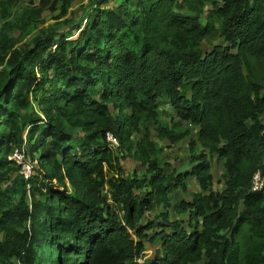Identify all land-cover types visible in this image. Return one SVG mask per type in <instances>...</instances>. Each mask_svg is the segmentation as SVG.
<instances>
[{
	"label": "trees",
	"instance_id": "16d2710c",
	"mask_svg": "<svg viewBox=\"0 0 264 264\" xmlns=\"http://www.w3.org/2000/svg\"><path fill=\"white\" fill-rule=\"evenodd\" d=\"M17 1L0 0V264H264V0H88L77 22L78 0Z\"/></svg>",
	"mask_w": 264,
	"mask_h": 264
},
{
	"label": "rangeland",
	"instance_id": "374dc122",
	"mask_svg": "<svg viewBox=\"0 0 264 264\" xmlns=\"http://www.w3.org/2000/svg\"><path fill=\"white\" fill-rule=\"evenodd\" d=\"M27 1L30 5H36L38 0H25ZM88 0H83V1H76L71 8L69 9V15H71L72 17V21L77 22L81 16V8L84 7L85 4H87ZM112 3V2H110ZM26 6L24 3V0H18L17 1V10H19L21 7ZM109 6V4L107 5ZM59 7V5H58ZM102 7H106V6H102ZM57 12L54 14L56 15ZM43 18L46 20V24L44 26H48L54 23L53 20V16L49 13H44L43 14ZM61 30V29H60ZM78 31H75L73 36L69 39V40H73L78 36ZM32 36V35H31ZM29 36V37H31ZM28 39V38H27ZM217 42H213V44H216ZM21 45V44H19ZM203 51H209L211 49V45L204 43L203 46ZM183 128H185L187 125H182ZM194 134L195 132L190 133V135L188 137H186L185 140L175 144V145H169L170 147L165 148L164 150V154H163V160L164 162L168 165V167L165 168V170H180L183 167L188 165L187 162V158H189V151H188V145H189V141L191 139H194ZM107 140L109 142H113L114 140L113 138L108 135L107 136ZM23 153L26 157L27 154V148L26 146L23 147ZM119 157V164L123 170V172L125 174H130L133 171H135L138 167V165L129 159L123 160L120 159L121 155H118ZM27 159V158H26ZM209 160V159H208ZM211 165H212V169H211V175L213 178V182H214V189H220L221 185L219 184V182H223V178H222V174H223V169L221 168V164L216 162V159L214 158V160L211 161ZM142 174V171L139 169L138 171V175ZM189 186L191 188L192 191H196V185L194 184V181H190ZM174 204V202H172V205ZM150 216L147 217V219H149ZM152 217V216H151ZM186 219V216H182V217H178V216H174L173 213L171 214V219ZM146 220V219H145ZM158 248L157 246L154 245H150L147 244L146 245V250L144 252V258L147 259L149 257H151L153 255L154 250Z\"/></svg>",
	"mask_w": 264,
	"mask_h": 264
},
{
	"label": "built area",
	"instance_id": "2783aa9c",
	"mask_svg": "<svg viewBox=\"0 0 264 264\" xmlns=\"http://www.w3.org/2000/svg\"><path fill=\"white\" fill-rule=\"evenodd\" d=\"M9 160L15 161L17 164L21 165V174L25 177H28L31 173V169L28 165L23 164V153L19 150L15 149L8 157ZM264 186V177L260 176V174H256L252 179V187L251 190L253 192L260 191Z\"/></svg>",
	"mask_w": 264,
	"mask_h": 264
},
{
	"label": "clouds",
	"instance_id": "9594fccd",
	"mask_svg": "<svg viewBox=\"0 0 264 264\" xmlns=\"http://www.w3.org/2000/svg\"><path fill=\"white\" fill-rule=\"evenodd\" d=\"M10 155H11V154H10ZM10 155H9V156H10ZM256 174H260V176L264 177V171H263V172H262V171H257L256 173L253 174V176L256 175ZM253 176H252V178H251L250 191H251L252 193H258V192H261V191L264 189V186H263V188H262L260 191H257V192H253V191L251 190Z\"/></svg>",
	"mask_w": 264,
	"mask_h": 264
}]
</instances>
